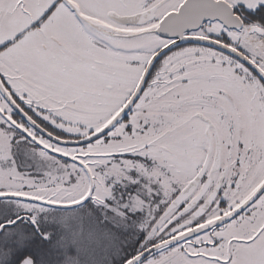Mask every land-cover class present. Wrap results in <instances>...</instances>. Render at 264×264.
<instances>
[{
    "label": "snow or ice",
    "instance_id": "1",
    "mask_svg": "<svg viewBox=\"0 0 264 264\" xmlns=\"http://www.w3.org/2000/svg\"><path fill=\"white\" fill-rule=\"evenodd\" d=\"M0 264H264V0H0Z\"/></svg>",
    "mask_w": 264,
    "mask_h": 264
}]
</instances>
